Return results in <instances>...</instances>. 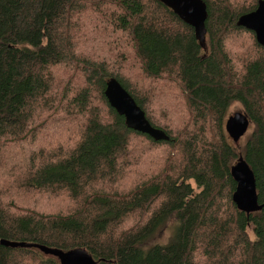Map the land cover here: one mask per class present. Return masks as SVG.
<instances>
[{
    "label": "trees",
    "instance_id": "trees-1",
    "mask_svg": "<svg viewBox=\"0 0 264 264\" xmlns=\"http://www.w3.org/2000/svg\"><path fill=\"white\" fill-rule=\"evenodd\" d=\"M202 1L205 48L157 0H0V242L96 264H264V208L237 210L231 176L243 160L264 204V48L236 25L259 0ZM111 78L169 141L126 128ZM233 103L251 129L240 152L225 134ZM62 122L39 155L23 151ZM135 137L149 168L126 185ZM0 264L59 262L0 244Z\"/></svg>",
    "mask_w": 264,
    "mask_h": 264
},
{
    "label": "water",
    "instance_id": "water-1",
    "mask_svg": "<svg viewBox=\"0 0 264 264\" xmlns=\"http://www.w3.org/2000/svg\"><path fill=\"white\" fill-rule=\"evenodd\" d=\"M157 1L171 10L180 21L191 27L195 39L202 48H205L207 6L202 0ZM236 25L253 32L257 44L264 48V0H259L257 8L253 12L241 16ZM104 96L116 114L124 118L126 128L148 135L154 141H169V137L163 131L155 129L149 124L143 111L115 79L111 78L106 82ZM248 128L249 120L243 113H236L229 117L225 124V130L234 143L244 137ZM231 176L236 184L232 202L237 210L250 214L263 209L264 204H258L253 172L243 160H239L231 168ZM0 244L11 248L17 246L37 248L45 255L55 257L59 264H96L95 260L82 249L63 252L31 244H16L5 241H1Z\"/></svg>",
    "mask_w": 264,
    "mask_h": 264
},
{
    "label": "rangeland",
    "instance_id": "rangeland-1",
    "mask_svg": "<svg viewBox=\"0 0 264 264\" xmlns=\"http://www.w3.org/2000/svg\"><path fill=\"white\" fill-rule=\"evenodd\" d=\"M89 46V45H88ZM106 49V48H105ZM103 51V49H102ZM99 53L102 55V57L104 55H106L103 52ZM143 88H145V86H142ZM236 113H243V109L241 107V105L239 103H233L230 107L229 110L227 112V119L231 116H233ZM68 124H65V122L59 123V124H52L49 125L48 127H46L45 129H40L41 131L38 132L37 137H36V141L35 143H31L29 140H27L24 143V149L23 150L25 153H30V155H34L37 156L39 155V151L41 149H39V145L42 146L39 143V140L43 137H47V136H52L54 133H56L59 130L60 126L66 127ZM250 126V125H249ZM70 127V125H69ZM57 128V130H55ZM251 133V129L250 127L247 130V133L244 135V137H242L241 139H239V141L237 143H234L232 141V139L228 136V134L225 132V134L227 135L228 139L230 140L231 143H233L234 145H238L237 149L239 150V152L242 150L243 145L245 144L246 141V137ZM39 144V145H37ZM143 142L141 141V139H139L138 137H135V141L131 142L130 148L128 150V154L126 158L123 159H129V158H133V160H130V166L127 168L126 172H125V181L124 183L126 185H128L129 183H131L132 181L136 180L139 178L140 173L137 174V166L139 165L141 170L143 171L144 169H148V163L146 161V159L141 158L139 156H137V154H139V152H142L144 149V146L142 147ZM39 149V151H37ZM143 153H146V150L143 151ZM21 155H24L25 157H30V155H26L24 153H21ZM122 159V160H123ZM126 161V160H125ZM15 164V161L13 163H11V165L13 166ZM142 180V179H141ZM171 237V229H170V225H168L166 228H164L163 230H161L155 237L154 242L159 243V244H165L169 241ZM152 242V244L154 243Z\"/></svg>",
    "mask_w": 264,
    "mask_h": 264
},
{
    "label": "bare ground",
    "instance_id": "bare-ground-1",
    "mask_svg": "<svg viewBox=\"0 0 264 264\" xmlns=\"http://www.w3.org/2000/svg\"><path fill=\"white\" fill-rule=\"evenodd\" d=\"M259 204V203H258Z\"/></svg>",
    "mask_w": 264,
    "mask_h": 264
},
{
    "label": "flooded vegetation",
    "instance_id": "flooded-vegetation-1",
    "mask_svg": "<svg viewBox=\"0 0 264 264\" xmlns=\"http://www.w3.org/2000/svg\"><path fill=\"white\" fill-rule=\"evenodd\" d=\"M228 120V119H227Z\"/></svg>",
    "mask_w": 264,
    "mask_h": 264
}]
</instances>
